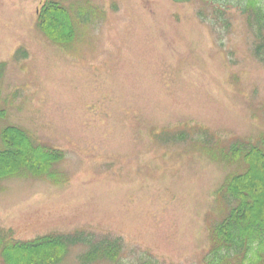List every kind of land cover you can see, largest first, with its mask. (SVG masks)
<instances>
[{"label": "rangeland", "instance_id": "obj_1", "mask_svg": "<svg viewBox=\"0 0 264 264\" xmlns=\"http://www.w3.org/2000/svg\"><path fill=\"white\" fill-rule=\"evenodd\" d=\"M44 1L0 0V130L65 151L66 179H4L0 228L123 243L116 261L88 263L77 245L60 264H200L215 192L236 168L213 151L264 135V60L245 17L228 7L227 25L204 4L201 21L198 0H58L76 32L57 44L36 26Z\"/></svg>", "mask_w": 264, "mask_h": 264}, {"label": "trees", "instance_id": "obj_2", "mask_svg": "<svg viewBox=\"0 0 264 264\" xmlns=\"http://www.w3.org/2000/svg\"><path fill=\"white\" fill-rule=\"evenodd\" d=\"M177 3L197 0H173ZM202 7L196 12L201 21L212 8L215 21L226 18L228 7L235 6L245 17L254 37V52L264 60V3L262 0H198ZM218 3V4H217ZM72 8L74 4L71 3ZM88 12V10H86ZM80 24L86 21L84 10L75 14ZM37 28L53 43L63 44L75 37L76 22L69 9L58 0H45L38 9ZM6 66L0 61V78ZM0 110V117L5 116ZM0 183L7 178L31 175L50 181L65 180L55 165L65 151L37 141L23 127L6 125L0 130ZM222 143L214 157L225 164H235L215 192L213 211L208 215V250L200 264H264V135L255 141L233 138ZM215 211V213H214ZM219 211V212H218ZM218 214V215H217ZM217 215V216H216ZM121 238L77 230L70 233L50 232L28 240L14 239L10 230L0 228L2 264H60L72 246L85 245L82 259L88 263L97 258L116 261L122 250ZM136 264H162L143 258Z\"/></svg>", "mask_w": 264, "mask_h": 264}]
</instances>
